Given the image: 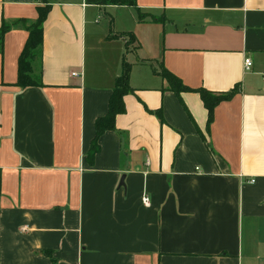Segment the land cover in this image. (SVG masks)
Segmentation results:
<instances>
[{
    "label": "crops",
    "instance_id": "crops-1",
    "mask_svg": "<svg viewBox=\"0 0 264 264\" xmlns=\"http://www.w3.org/2000/svg\"><path fill=\"white\" fill-rule=\"evenodd\" d=\"M44 1L42 86L15 85L26 26L0 43V264H52L45 249L59 264H264V0H0V26ZM123 58L134 92L91 165ZM163 66L239 90L208 131L200 94H182L188 112Z\"/></svg>",
    "mask_w": 264,
    "mask_h": 264
},
{
    "label": "trees",
    "instance_id": "trees-1",
    "mask_svg": "<svg viewBox=\"0 0 264 264\" xmlns=\"http://www.w3.org/2000/svg\"><path fill=\"white\" fill-rule=\"evenodd\" d=\"M99 4H117V5H128L137 6V0H93ZM38 16L37 18L29 22L28 19L21 18L14 22H7L3 20L0 26V43H3L5 34L15 25L24 24L29 31L28 38L25 46L19 56L18 60V77L15 85L21 89H25L30 86H42L43 81L39 75L34 73V62L41 57L42 48L44 43V27L45 21L51 10V4L44 1L43 4L38 5ZM140 15V19H143V15ZM133 36H131L132 40ZM131 42V41H130ZM130 72L131 64L123 58L122 68L120 73L117 75L112 93L109 98L108 111L102 116H98L95 121V135L91 141L90 149L87 153V161L89 164H94L95 157L100 151V138L107 130H117L116 119L119 114L126 112L125 96L134 89L130 85ZM163 78L167 81V88L174 91L179 97L181 103L188 111V107L185 104L182 94L186 91L198 92L203 100L205 107L208 110L207 130H210L211 124L214 120L215 108L222 101L229 100L235 96L238 92V85L223 92H216L209 90L205 87L193 88L185 84L182 79L165 68H161L159 72ZM163 122L164 115L161 108L153 111ZM189 112V111H188ZM190 114V113H189ZM191 115V114H190ZM192 117V116H191ZM193 119V117H192ZM194 120V119H193ZM198 128V126H197ZM200 131V129L198 128ZM120 132V131H119ZM201 132V131H200ZM202 133V132H201ZM208 147L212 150L210 141H208L205 135L202 133ZM42 254L51 258L52 264H59V259L54 256V252L51 249H45L41 251Z\"/></svg>",
    "mask_w": 264,
    "mask_h": 264
},
{
    "label": "built area",
    "instance_id": "built-area-1",
    "mask_svg": "<svg viewBox=\"0 0 264 264\" xmlns=\"http://www.w3.org/2000/svg\"><path fill=\"white\" fill-rule=\"evenodd\" d=\"M252 59L250 57H246L245 58V68L246 69H250L251 66H252ZM73 74H78L77 72H73ZM251 181H255L254 179H251ZM142 202L144 205L146 206H150L151 205V198L150 196L144 192L143 195H142Z\"/></svg>",
    "mask_w": 264,
    "mask_h": 264
},
{
    "label": "water",
    "instance_id": "water-1",
    "mask_svg": "<svg viewBox=\"0 0 264 264\" xmlns=\"http://www.w3.org/2000/svg\"><path fill=\"white\" fill-rule=\"evenodd\" d=\"M124 180H125V174L122 176L121 178V182H120V185H124Z\"/></svg>",
    "mask_w": 264,
    "mask_h": 264
},
{
    "label": "rangeland",
    "instance_id": "rangeland-1",
    "mask_svg": "<svg viewBox=\"0 0 264 264\" xmlns=\"http://www.w3.org/2000/svg\"><path fill=\"white\" fill-rule=\"evenodd\" d=\"M106 20V18H104V16H102L100 22H104Z\"/></svg>",
    "mask_w": 264,
    "mask_h": 264
}]
</instances>
